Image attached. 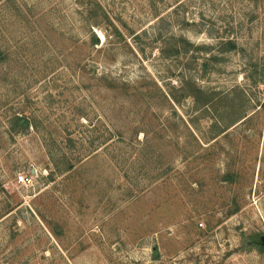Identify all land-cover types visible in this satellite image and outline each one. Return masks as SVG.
<instances>
[{"label": "rangeland", "instance_id": "374dc122", "mask_svg": "<svg viewBox=\"0 0 264 264\" xmlns=\"http://www.w3.org/2000/svg\"><path fill=\"white\" fill-rule=\"evenodd\" d=\"M259 239L264 0H0V264H264Z\"/></svg>", "mask_w": 264, "mask_h": 264}, {"label": "built area", "instance_id": "2783aa9c", "mask_svg": "<svg viewBox=\"0 0 264 264\" xmlns=\"http://www.w3.org/2000/svg\"><path fill=\"white\" fill-rule=\"evenodd\" d=\"M17 182L19 184H22L23 186H27L32 182V177L28 176V175H19L17 177Z\"/></svg>", "mask_w": 264, "mask_h": 264}, {"label": "flooded vegetation", "instance_id": "af4514ba", "mask_svg": "<svg viewBox=\"0 0 264 264\" xmlns=\"http://www.w3.org/2000/svg\"><path fill=\"white\" fill-rule=\"evenodd\" d=\"M257 245H259L260 247L264 245V239H259L256 243Z\"/></svg>", "mask_w": 264, "mask_h": 264}, {"label": "trees", "instance_id": "16d2710c", "mask_svg": "<svg viewBox=\"0 0 264 264\" xmlns=\"http://www.w3.org/2000/svg\"><path fill=\"white\" fill-rule=\"evenodd\" d=\"M229 44V48L231 49V50H233V49H235V45L233 44V43H228Z\"/></svg>", "mask_w": 264, "mask_h": 264}]
</instances>
